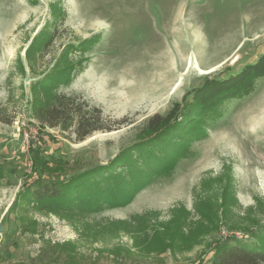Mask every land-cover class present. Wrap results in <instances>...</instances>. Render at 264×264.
<instances>
[{
    "label": "rangeland",
    "instance_id": "374dc122",
    "mask_svg": "<svg viewBox=\"0 0 264 264\" xmlns=\"http://www.w3.org/2000/svg\"><path fill=\"white\" fill-rule=\"evenodd\" d=\"M261 60L264 0H0V106L15 116L0 123V264H211L227 240L263 248L264 75L205 124L183 108ZM69 65L57 92L81 93L124 125L78 142L32 119L36 82ZM170 112L206 136L128 205L99 196L95 208L65 209L25 197L123 171L115 164L139 159L135 147L150 139L145 122Z\"/></svg>",
    "mask_w": 264,
    "mask_h": 264
},
{
    "label": "trees",
    "instance_id": "16d2710c",
    "mask_svg": "<svg viewBox=\"0 0 264 264\" xmlns=\"http://www.w3.org/2000/svg\"><path fill=\"white\" fill-rule=\"evenodd\" d=\"M93 42L83 44L82 47H86L88 44L92 45ZM262 60L261 63L253 67H247L236 77L224 82L212 81V86L216 88L212 90L207 100H203L201 96H199L200 99L197 98L199 91L197 93L195 91V101H197L193 103L187 101L183 108L188 110L199 109L202 115L198 118V121L205 124V121H203L204 115L212 119L217 113L218 107L224 101L233 97L241 98V96L250 92L255 79L264 75ZM67 67L69 73H65L64 76L54 78L56 74L54 73L46 80L36 82L38 90L42 89L43 94L39 97L36 92L33 93L34 97H38V101L31 109L32 119L44 128H59L63 133L69 132L75 136V140L78 142L84 141L97 132H111L116 128V124L118 126L124 125V120H112L111 117L104 113V110L98 106H93L81 93L57 92L60 86L69 83L72 78L75 68L72 65ZM172 114L173 112H170L166 117L156 114L145 122L144 134L150 139L135 147L134 153H137V158L139 159L133 160L131 154L122 158L120 160L121 163L117 162L115 164L117 166L121 165L119 168H123L124 172L121 171L115 174L113 173V166H109L107 170L111 173L110 169H112L111 176L99 179L97 184L89 181L91 174H88L78 179L75 183H69L64 186L55 183L42 185L40 189L31 194L29 192L28 197H25L29 198V200H35L39 205L59 206L65 209L71 207L72 209L79 207L83 210L88 207L95 208L101 204L100 197L109 203L110 206L118 204L121 206L128 205L135 198L136 193L152 182L154 177L169 174L172 168L170 162L185 157V154L188 153L185 148L193 140L203 139L206 136V132L201 130L198 138L193 137V128L191 129L190 126L182 127L172 118ZM14 121L15 116L0 106V123L8 126ZM193 122L195 121L193 120ZM185 124L186 121L182 125L184 126ZM191 124L193 123L191 122ZM179 149L181 154L175 156L179 153ZM170 157H173V159L169 162L168 158ZM141 161L143 163L141 167H138L137 164ZM100 173L101 170L99 171V176L101 175ZM119 173H123L126 177L120 178L116 176ZM83 182H87V184ZM77 187H84L87 191L84 198L83 194L76 195L74 199L71 198L70 195ZM85 201L88 203L91 201L90 206ZM113 201L119 202L116 204ZM211 264H264V247L253 249L234 240H227L217 245Z\"/></svg>",
    "mask_w": 264,
    "mask_h": 264
},
{
    "label": "bare ground",
    "instance_id": "6f19581e",
    "mask_svg": "<svg viewBox=\"0 0 264 264\" xmlns=\"http://www.w3.org/2000/svg\"><path fill=\"white\" fill-rule=\"evenodd\" d=\"M196 63V66L198 67V69L200 70V72L201 73H209V72H211V71H209V72H206V71H204L201 67H200V65H199V63H197V62H195Z\"/></svg>",
    "mask_w": 264,
    "mask_h": 264
}]
</instances>
